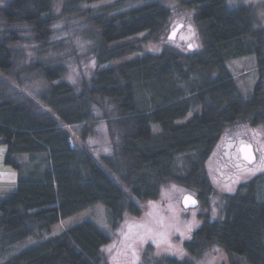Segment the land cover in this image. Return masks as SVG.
Wrapping results in <instances>:
<instances>
[{"label":"trees","instance_id":"obj_1","mask_svg":"<svg viewBox=\"0 0 264 264\" xmlns=\"http://www.w3.org/2000/svg\"><path fill=\"white\" fill-rule=\"evenodd\" d=\"M99 1L64 0L60 10L59 17L78 19L75 31L90 39L96 61L76 90L62 63L31 61L25 50L55 47L53 1L0 0V144L17 172L15 191L0 192V254L26 237L40 239L0 264H111L101 250L110 236L93 222L50 235L53 225L99 203L116 227L125 213L141 212L134 199H156L166 182L193 188L201 200L212 193L205 160L226 127H264V18L259 22L255 7L177 0L191 15L198 47H165L101 68L157 39L171 11L163 0L89 7ZM141 33L139 41L110 47ZM249 54L257 77L243 97L226 63ZM35 78L47 87L30 97L19 88ZM99 120L110 144L101 163L73 143L69 129L80 125L76 136L83 140ZM221 198V215L199 223L186 251L196 256L217 245L229 264H264V173ZM150 262L193 264L163 256L144 264Z\"/></svg>","mask_w":264,"mask_h":264},{"label":"rangeland","instance_id":"obj_2","mask_svg":"<svg viewBox=\"0 0 264 264\" xmlns=\"http://www.w3.org/2000/svg\"><path fill=\"white\" fill-rule=\"evenodd\" d=\"M51 1H53L52 14L58 16L53 25L55 47L53 45L47 47L46 51L42 53H40L41 49L39 48L25 47V50L31 61L55 59L62 63L65 68L64 80L72 84L76 90H79L81 81L89 79L96 68L94 55L90 51L91 42L89 38L75 31L78 26V19L65 20L64 17H59L64 0ZM114 1L120 0H101L89 4V7L91 6L97 10L100 5ZM140 1L124 0V3L127 2L132 7L141 3ZM163 1L169 7L171 14L169 15L168 24L158 38L140 41L141 52H135L124 56V58L102 64L100 65L101 68L109 65L114 66V64L140 56L144 52L158 53L165 47L181 52L187 51V45L189 44H192L193 48L198 47L195 25L189 12L181 9L177 0ZM226 2L229 7L240 5L255 7L258 18H261L259 22L263 21L264 0H226ZM178 23H182V27L178 31L174 42L166 36ZM142 36L141 33L118 39L111 42L110 47L113 48V46L129 41H139ZM255 63L254 54L233 58L226 63L228 71L235 78V86H237L240 95L243 97L251 95L252 84H254L257 77ZM45 87H47L46 83L35 78L24 82L23 87L20 86L19 89L28 96L34 97L33 95ZM98 113L99 111L96 110V114ZM69 129L73 143L84 147L98 163H101L99 159L101 155L110 152V144H108L109 140L103 120L96 122L86 132L83 140L76 136L80 134V125L71 126ZM242 142L253 145L255 157L252 163L242 162L243 159L240 157L238 149L239 144ZM4 149L5 145L0 144V192L15 191L17 172L12 165L3 160L5 156ZM204 166L212 193L207 194L201 200L198 199L197 192L193 188L183 186V184L166 182L161 185L156 199L138 201L133 198L140 206L141 212L138 215L125 213L116 227H111L109 210L98 203L84 208L69 216V218L61 219L53 225L50 235L88 220L110 236L109 243L104 245L101 250L105 251L107 260L111 264H144L147 258L153 259L161 256L189 260L193 264H229L228 254L217 245L204 249L196 256H190L184 247V243L204 219L216 220L221 215L223 204L221 196L223 194L233 192L240 182L264 173V127L261 124L253 127L248 124L226 127L221 138L205 160ZM186 193L194 195L198 199L195 207L185 208L181 204V199ZM39 241L40 239L29 236L18 243H13L0 254V261ZM150 264H155V262H150Z\"/></svg>","mask_w":264,"mask_h":264},{"label":"water","instance_id":"obj_3","mask_svg":"<svg viewBox=\"0 0 264 264\" xmlns=\"http://www.w3.org/2000/svg\"><path fill=\"white\" fill-rule=\"evenodd\" d=\"M182 23H178L177 25H175L167 34L166 37H168V39H175V35H177L178 31L180 30V28ZM192 45V44H189ZM189 45H187L188 49H192V47H189ZM253 145L251 143L248 142H242L239 144L238 149L240 151V156L242 159H244L246 162L248 163H252L254 161V150H253ZM198 199L196 197H194V195H191L189 193L184 194V196L181 199V204L185 207V208H192L195 207L197 205Z\"/></svg>","mask_w":264,"mask_h":264},{"label":"flooded vegetation","instance_id":"obj_4","mask_svg":"<svg viewBox=\"0 0 264 264\" xmlns=\"http://www.w3.org/2000/svg\"><path fill=\"white\" fill-rule=\"evenodd\" d=\"M176 36V35H175ZM177 37V36H176ZM176 37H175V39H173V41L175 42L176 41ZM241 157V156H240ZM241 159V158H240ZM242 162H246L244 159L242 160Z\"/></svg>","mask_w":264,"mask_h":264},{"label":"snow or ice","instance_id":"obj_5","mask_svg":"<svg viewBox=\"0 0 264 264\" xmlns=\"http://www.w3.org/2000/svg\"><path fill=\"white\" fill-rule=\"evenodd\" d=\"M189 47H192V45H189ZM231 190V189H230Z\"/></svg>","mask_w":264,"mask_h":264}]
</instances>
